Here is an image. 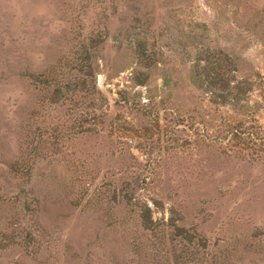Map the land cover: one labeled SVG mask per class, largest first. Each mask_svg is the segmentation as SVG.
Returning <instances> with one entry per match:
<instances>
[{
    "label": "rangeland",
    "instance_id": "1",
    "mask_svg": "<svg viewBox=\"0 0 264 264\" xmlns=\"http://www.w3.org/2000/svg\"><path fill=\"white\" fill-rule=\"evenodd\" d=\"M144 203L264 264V0H0V264H160Z\"/></svg>",
    "mask_w": 264,
    "mask_h": 264
},
{
    "label": "trees",
    "instance_id": "2",
    "mask_svg": "<svg viewBox=\"0 0 264 264\" xmlns=\"http://www.w3.org/2000/svg\"><path fill=\"white\" fill-rule=\"evenodd\" d=\"M83 58H87L86 55ZM220 65V62L209 60L205 66L206 70L210 72L211 83L220 79L219 76L223 73ZM84 74H88L87 71ZM132 205H134V201H129V206ZM131 210H133L132 207ZM136 218L140 228L147 232L140 235L143 234L145 242L150 243L154 252L160 254L162 264H227V258L222 252V256H220V253L204 249L202 255H199V251L196 249L197 245L190 244L192 240L189 234L183 233L181 227L173 225L171 220L160 222L152 220L149 215V207L145 203L140 205ZM143 239H139V241Z\"/></svg>",
    "mask_w": 264,
    "mask_h": 264
}]
</instances>
